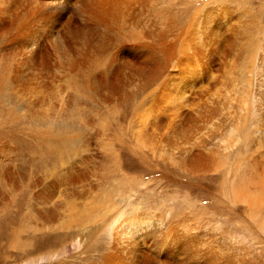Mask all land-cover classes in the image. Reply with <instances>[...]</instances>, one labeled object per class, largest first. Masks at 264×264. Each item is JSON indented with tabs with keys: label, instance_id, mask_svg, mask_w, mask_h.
Here are the masks:
<instances>
[{
	"label": "bare ground",
	"instance_id": "obj_1",
	"mask_svg": "<svg viewBox=\"0 0 264 264\" xmlns=\"http://www.w3.org/2000/svg\"><path fill=\"white\" fill-rule=\"evenodd\" d=\"M181 1L167 0L165 8H158L156 4L160 2L157 0H54V3H48V0L46 2L45 0H0V98H3L2 100L0 99V104L2 102L7 104V99L13 98L10 93L13 90L31 93L32 91L40 90L41 87L48 86V83L21 78L24 74L22 58L27 59L28 61L26 62L41 65L43 73L57 74L65 69L78 72L81 74V78L84 79V83L78 85L76 91L79 92L83 86L86 89L88 87L90 90L91 84H94L99 88V90L96 88L98 92L102 91V100L107 102L118 100V105L125 102L127 98L138 97V95H135L139 92L138 90L129 91V88L127 89L126 86L124 87V85L121 86L120 84L122 82L120 75L124 74L125 70H130L134 75L140 74L142 76L141 79H144L140 86L142 90H146L152 84H163L162 79H164V76H168V72L170 71L175 72L173 66H171L173 65V61L177 63V68H180L182 65L179 64L184 61L183 55H187V53H191L192 51L199 54L200 48L208 44L207 39L210 36H215L216 38L220 36V34H215V27L220 25V23L216 20L214 10L202 12L204 7L211 3L212 0H196L197 3H203V5L194 14L193 20L190 19L191 21L185 17L187 13L186 9H184L183 14L176 12V8L190 6V0ZM58 7L75 11L74 14L81 22L76 27L69 26L67 29L68 33L74 35V43L78 44L77 47L69 49L66 54L62 55L68 61L67 66L55 65L63 64L61 62L62 58L57 59V63H54V58L48 55L43 45L39 44V41L36 39L35 30L32 27V23L35 20L49 17L52 14V10ZM166 8H169L170 11L166 16L172 17V20L168 21L169 26L166 29L162 30L156 24L151 23V20L146 19L144 16V18L142 17L143 13L147 14L150 11H154L159 16V13L164 14ZM256 9L257 7H252V9L247 8V11L245 10L246 19H249H247V26L242 25L243 28L238 29L237 32L234 31L233 36L228 38V40H220L221 49L229 56H233L234 51L239 50V53L235 55V62H238L236 71L242 69L246 74H243V77H239L241 73L234 71V74H237V77L233 81L234 83L230 82L232 78L225 79L224 81L228 87H231V92H233L231 94L233 95V98H231L233 109L230 114L221 113L218 115L219 112H213V114L218 115L216 119L207 121L208 123L205 126L202 125L198 128L190 127L194 132L187 138L186 131H189V127H184L186 130L183 128L185 131H181L179 129L181 128L180 123L175 121V119L171 120L172 137L169 138L170 142L176 143L180 137L186 138L185 143L179 149L182 151L185 161H187L186 164H184L185 161H181L179 163L180 167L184 171L196 174V176L197 174L202 176H204L203 174H209L211 178H216L218 180L216 185L219 193L224 197L226 205L217 202L215 196H213V199L207 205L197 207V200L186 196V208L184 206L186 211L183 214V229L185 233L183 243L186 250L181 260L175 255V260L170 264H251L249 251L247 250L248 246L244 243V239H237V235H234L235 237L233 235L229 236L234 232L228 233L229 231L226 232L227 230H222L221 228V233L218 232L219 227H221L220 222L222 221H220L219 215H217L220 213H217L216 210L217 208H221V214L230 216L229 214L231 213L232 217L235 218L245 217L249 224L244 226L249 233H252L254 228H258L260 223L264 225V16L260 17L257 15ZM177 18L182 21H178ZM164 20L169 19L166 18ZM237 38L243 40L239 48L235 46V39ZM113 55H117L120 58L121 65L112 64L109 72H106L107 64L111 62V56ZM49 63L52 68L48 66ZM186 65L185 63L180 69L182 70V74L188 72V66L184 68ZM168 79L169 77H167ZM218 79L221 81L220 77ZM131 83L133 82L130 81L129 84ZM175 88L172 87L171 91L172 95L176 94L173 96L174 102H177L178 99L181 100L179 108H177L179 110L183 99L187 98V96L180 93L177 86ZM216 95L221 94L216 92L214 96ZM173 107L175 106L173 105ZM74 110L78 111L76 108ZM9 112L12 113L10 110ZM70 114H72V111ZM176 114L177 112L174 117H176ZM29 116L35 118L33 120H37V118L41 119V116L34 113L29 114ZM17 117L13 115V118L10 116L6 120L18 121ZM113 117V114H111V118ZM210 117L211 115L207 118L210 119ZM68 122L67 119V123L63 125L69 124ZM2 124L3 122L0 123V126ZM50 131L46 129L42 133L46 132V134H49ZM223 131H227V135L221 136L220 134ZM234 133H237V135L233 136ZM78 134V132L63 131L62 133L54 132V134L44 135L43 137H47L48 139L57 138L59 144L66 143L70 145V143L73 144ZM194 136H196L195 139ZM38 139L41 141L40 138ZM191 140L195 141L191 142ZM57 148L49 151L55 150V152L58 151L59 153H57L55 159L51 157L53 160L47 161L46 166L53 163L54 165L58 164L60 167L64 166L63 151ZM46 155L49 156V153ZM229 155H235L243 159L247 155L252 159L253 164L238 165L231 163L228 165L227 156ZM109 156L106 154L107 158ZM84 161V164L89 163V159L86 161V157ZM23 164L22 166L18 165L20 166L19 168H22ZM44 164L43 167H45ZM1 165H4V163L0 162ZM4 166L1 169L5 168ZM68 168L70 171L68 174L66 173L67 175H65L64 171H60V169L56 171H37L35 169L37 174L44 176V179L49 181L47 183L44 180L42 190L38 189V192H34L36 199L41 202L37 204L43 207L42 211H40L39 220L42 219L44 225L40 222L43 225L42 227L36 226L32 228L30 227V223L29 226H27L28 224L22 225V223H19L18 218H14L11 215L0 217V225L3 223L4 228L11 227V230L5 228L6 243L9 242L10 246L6 248V253L1 258L3 260L11 259L13 253H17L20 255V260H22L20 264H48L49 260L53 264L62 257L66 259L69 257L70 246L78 248L82 246V242H85L83 243L85 247L94 246L96 242L101 243L102 239H99L100 235L110 232L109 240L103 239L105 241L104 252H102L97 264H139L141 255L140 245L147 238L142 224L144 219H142L141 223V218L147 219L150 216L147 214L149 212L140 213V217L133 215L128 220H125V223H122L121 221L118 222L121 219L122 208L114 206L113 209H110L112 211L111 220H108L109 216H107L110 210H104L102 215H99L95 219H90V214L99 205L83 202L86 221L78 217L79 213L70 216L68 221H63L64 218L62 216L64 213L62 214L61 210L58 209L59 207L55 199L63 194L67 197L75 196L76 198L70 201L69 205L72 210H76L75 203L78 202V197H81L85 192L88 193L90 185H92V177L90 175L92 171L72 169L69 166ZM10 169L9 171L8 169L5 170L7 180L14 184H20L21 181H24L27 184V193H32L36 178L34 181L31 180L33 178L25 181L26 178H21L20 176V180H18L17 175L19 173H12ZM93 174L102 177L108 176L105 170L103 172L97 170ZM30 177H33V175ZM32 195L34 196V194ZM189 195L192 194L189 193ZM46 202L49 203L48 206ZM13 203H17V201L8 203L6 208L0 210V215L3 210H10ZM79 206L80 203H78ZM15 207H17L18 212H22L24 203L21 202ZM71 213L69 212V215ZM240 214L242 216H239ZM33 216L34 214L30 218L33 219ZM105 216L107 219L104 218ZM152 216H150L151 221L160 222V225H156L154 228L160 229L164 225V220L162 222L158 216V218H153ZM228 220L231 219L229 218ZM76 224L80 229L76 230V234H71V229ZM89 224L90 226H88ZM178 225L179 223L176 224V227ZM86 230L88 231L84 234ZM30 231H36L39 234L47 233V231H64L61 235H67L64 239V242L65 240L66 242L63 243L64 237L61 238L58 235L59 243L57 242L56 245L48 243L47 245H53L54 247L62 245V249H57L54 253L50 251L44 257L35 260L30 255L38 250L37 248L40 244L36 245L32 251L30 250V242L28 240L25 242L21 238L23 232L29 233ZM225 233L228 234L225 235ZM83 234L86 236V239H84ZM155 234L161 235L160 232H156ZM235 234L238 233L235 232ZM26 235L28 236L29 234ZM219 235H222L221 238ZM78 236H82V238ZM238 236L240 237L241 234H238ZM39 237H42V235ZM50 238L43 237L44 240H49ZM166 256L167 258L170 257L169 255ZM25 257L27 258L23 259ZM93 263L89 262L88 264ZM149 263H152V259H149ZM154 264H165V262L158 260Z\"/></svg>",
	"mask_w": 264,
	"mask_h": 264
},
{
	"label": "rangeland",
	"instance_id": "obj_2",
	"mask_svg": "<svg viewBox=\"0 0 264 264\" xmlns=\"http://www.w3.org/2000/svg\"><path fill=\"white\" fill-rule=\"evenodd\" d=\"M157 1L160 3L156 2V7H166L167 0ZM263 1L212 0L211 3L204 7L202 12L214 10L216 20L220 23V25L215 27V34H220V36L217 38L215 36H210L207 39L208 44L200 48L199 54L192 51L182 56L184 61L179 65L183 66L185 63L187 64L184 66V68L188 66V72L185 74H182V70H180L182 66L177 68V63L173 61V65L171 66H173L175 72H168V76L165 75L164 79H162L163 84H152L146 90H142L140 88L144 81V79H141L142 76L137 73H135L137 75H134L130 70H125L124 74L120 75L122 81L120 82L121 86H126L127 89L129 88V91L138 90L139 92L135 94L138 95V97L127 98L129 99L128 102L127 99H125V102L121 105H118V100H114L113 102L102 100L103 93H101V90L98 92L99 88L94 84H91L90 90L88 87L86 89L85 86H83L79 92L76 91V87L84 83V79L81 78V74L78 72L65 69L57 74L49 72L43 73L41 71V65L26 62L28 60L22 58L24 74L21 78L48 83V86L41 87L40 90H35L31 93L27 91L29 94L25 91L13 90L10 92L13 98H8L7 104H4V102L0 104V123L3 122L0 126V162L4 163V165L6 164L5 166H0V210L6 208L8 203L17 201V203L11 204V206H13L10 210H3L0 217L11 215L14 218H18L19 223H22V225L28 224L27 226H29L30 223V227L32 228L36 226L42 227L44 223L43 220H39V218L40 211H42L43 207L37 204L41 202L36 199L35 193L38 192V189L40 191L42 190L45 181H47V183L49 181L44 179V176L37 174L36 170L56 171L60 169V171H64L65 175H67L70 171L69 168L67 169L68 166L72 169L82 171L86 169L92 171V174H90L92 177V185H90V191H88V193L85 192L81 197L75 194L78 197V202L75 203V207H77L76 210H72L69 205V202L76 198L75 196L67 197L63 194L55 199L59 207L58 209L61 210L62 214L64 213L62 216L64 218L63 221H68L69 217L73 216L75 213H79L78 217L86 221L85 209L84 205H82L83 202L96 203L99 205L96 210L90 214V219L97 218L99 215H102L104 210L113 209L114 206H120L122 208L121 219L118 220V222L121 221L122 223H125V220H128L133 215L139 216L142 212H149L147 214L150 216L153 215V218L159 217L162 222L164 220V225H162L160 229H155L154 227L156 225H160L159 221H151L148 215L147 219L141 218V223L142 219H144L142 224L147 238L146 241L140 245L141 255L139 264H154L158 260L164 261L165 264H170L175 260V255L181 260L186 250L185 244L183 243L185 237L183 214L184 211H186V196L193 200L196 199L197 207L207 205V203L211 202L213 196H215L216 201L220 202V204L226 205V203H224V197L219 193V189L216 185L218 180H216V178H211L209 174H203L204 176L197 174L196 176V174L184 171V169L180 167L179 163L185 161V159L179 147L183 145L185 139L190 137L189 135L194 132L190 127L198 128L202 125L205 126L209 120H215L216 116L219 114H230L232 111L233 101H231V98H233V95L231 94L233 92H231V87H228L224 81L225 79L232 78L230 82L234 83L233 81L237 77V74H234L238 64L237 61L235 62V55L239 53V50H235L234 55L229 56L221 49L220 40H228V38L233 36L234 31L237 32L238 29L243 28L242 25L247 24L248 18L246 19L245 15L247 8L252 9V7H257V9H259H256L257 15L263 17ZM181 2H183V0ZM189 2L190 6L186 8H184V6L176 8V12L183 14L185 11L184 9H186L187 13L185 17H187V20H193L194 14L200 9L203 3H197L196 0H190ZM48 3H54V0H48ZM160 10L162 11V9ZM74 12L75 11L67 10L63 7H58L52 10V14L49 17L35 20L32 23L36 39L39 41V44L46 48L48 55L54 58V63H57V59L62 58L61 62L63 64H55L57 66H67L68 61L66 58L62 57V55L64 53L66 54L69 49L78 46V44L74 43V35L67 32L69 26L74 28L78 23L81 24L80 19ZM165 12L164 14L159 13V16H157L154 11H150V13H147L148 15L143 13L142 17L144 16L146 19L151 20V23L156 24V26L163 30L169 26L168 23L172 20L171 16H166V14L168 15L170 12L169 8H166ZM166 18L169 20H164ZM179 20L181 19H178V21ZM244 37L247 38L246 36ZM242 41L241 38L235 39V46L239 48ZM112 64L121 65V60L117 55L111 56V62L107 64L106 72H109ZM48 66H50V63ZM50 67L52 68V66ZM236 72L241 73L239 77L243 74L246 75L245 71H242V69ZM167 77H169L168 80ZM218 77L221 78L222 82ZM94 80H96V78H94ZM130 81L133 83L129 84ZM186 82H188V84H186ZM175 86L178 87L180 93L187 96V98L183 99V103L179 110L177 108H179L181 100L178 99L177 102H174L173 96L176 94L172 95L171 91L172 87L175 88ZM96 88H98V90ZM124 91H126V89H124ZM216 92L221 95L214 96ZM114 97L116 96L114 95ZM0 99L2 100L3 98ZM173 105L176 108L173 107ZM75 108L78 111H75ZM9 110L12 113H10ZM71 111L72 114H70ZM215 111L219 112L218 115L213 114ZM176 112V117H174ZM31 113L41 116V119L36 117L37 120H33L35 118L29 116ZM111 114H113V118H111ZM13 115L18 116V121L6 120L10 118V116L13 118ZM210 115V119L207 118ZM67 119L69 124L64 126L63 124L67 123ZM173 119L180 123L181 128L179 129L181 131L184 129L186 130L188 127L190 131H186L185 139L180 137L176 143H171L169 139L172 137L170 124ZM46 129L49 131L51 130L49 134H46V132L42 133L46 131ZM61 129L65 132L79 133L75 139L73 138V144L70 143L69 145L65 143L66 145H61L57 138L48 139L47 137H43L44 135L54 134V132L62 133L63 131ZM220 135H227V131L221 132ZM236 135L237 133H234L233 136ZM195 137L196 136H194V139ZM38 138H40L41 141ZM54 139L56 140L54 141ZM193 141L195 140H191V142ZM44 143H47L46 146H44ZM50 144H52L51 146L53 148ZM56 148H60L59 150L63 151L64 166L60 167L58 164L54 165L53 162V164L46 166L47 161L57 157L58 151L55 152L54 150L49 152ZM45 152L49 153V156H47ZM37 154L39 155L37 156ZM106 154L110 155L109 158L106 157ZM40 155L43 159L47 157L43 160ZM85 157L86 161L89 159L88 164H84ZM33 158H35V160H33ZM227 158L229 161L228 165L231 163H236L238 165H245L246 163L253 164L252 159L247 155L244 156V159L235 155H229ZM67 160L69 163L66 162ZM186 161L184 164H186ZM22 164L23 170L19 168ZM43 164L45 167H43ZM3 166L5 168L1 169ZM7 169L8 171L10 169L12 173H19V175H17V178H19L18 180H20V176L21 178H26L25 181L31 178H33L31 180L34 181L36 178L34 191L28 194L27 184L24 183V181H21L20 184H14L7 180L5 176V170ZM103 169L108 173V176L102 177L93 174L97 170L103 172ZM32 175L33 177H30ZM189 193L192 195H189ZM215 193H217V195H215ZM32 194H34V196ZM21 202L24 203V208L22 212H18L15 206ZM78 203H80L79 207ZM46 205L48 206L49 203L46 202ZM221 210V208H217L216 210L217 213H220L217 215H219L220 221H222L220 222L221 227H219L218 232L221 233V228L222 230H227L226 232L229 231L228 233H231V231L232 233L234 232L229 236H238V234H241L240 237L238 236L239 238L237 236L236 238L245 240L244 243L248 246V248L247 246L246 248L249 251L251 264H264V225L260 223V228L256 227L252 230V233H249L244 226L249 224L245 217L235 218L232 217L231 213L229 214L230 216L221 214ZM69 212L71 213L70 215ZM33 214V219H31L30 216ZM111 214L112 211L110 210L107 215L109 216L108 220L112 219ZM16 215L18 216L15 217ZM239 216H242V214ZM104 218H106V216ZM229 218L231 220H228ZM40 222H42L43 225ZM177 223H179V225L176 227ZM0 226V228L3 229H0V264H20L22 260H20V255L17 253H13L11 259L8 258L3 260V258H1L6 253V248L10 246L9 242L6 243L4 233L7 228L11 230V227H5V229L3 223ZM88 226H90V224ZM171 227L172 231L170 232ZM78 229L80 228L76 224V226L71 229V234H76V230ZM87 231L88 230L84 231V234ZM156 232H160L161 235H156ZM235 232L238 234H235ZM62 233H64V231H47V233L43 234L30 231L29 233L23 232L21 238L25 242L27 240L30 242V250L32 251L36 245L40 244L37 248L38 250L30 255V257L36 260L40 257H44L50 251L54 253L57 249H62V245L58 247L53 246L56 245L57 242L59 243L58 235L61 238L64 237L63 243L66 242V240L64 242V239L67 235H61ZM228 233H225V235ZM26 234L29 235L27 236ZM41 235L42 237H39ZM221 236L222 235H219L220 238ZM43 237H51L52 240L51 238L49 240H44ZM78 237L82 238V236ZM109 238L110 232H105L103 235H100L99 239H102L101 243L96 242L94 246L85 247L83 245L85 242H82V246L78 248L70 246L69 257H67V259L62 257L53 264H88L89 262L97 264L98 260L101 258L102 252H104L105 241L103 239L109 240ZM84 239H86L85 235ZM48 243L54 244L49 246L47 245ZM166 255L170 257L167 258ZM26 258L27 257L23 259ZM149 259H152V263H149ZM48 264H52V261L49 260Z\"/></svg>",
	"mask_w": 264,
	"mask_h": 264
}]
</instances>
